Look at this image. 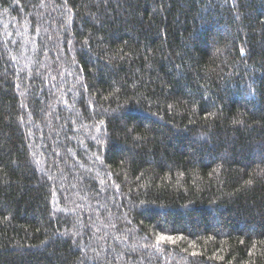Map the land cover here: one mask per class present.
I'll return each instance as SVG.
<instances>
[{"label": "trees", "instance_id": "1", "mask_svg": "<svg viewBox=\"0 0 264 264\" xmlns=\"http://www.w3.org/2000/svg\"><path fill=\"white\" fill-rule=\"evenodd\" d=\"M0 264H264V0H0Z\"/></svg>", "mask_w": 264, "mask_h": 264}, {"label": "snow or ice", "instance_id": "2", "mask_svg": "<svg viewBox=\"0 0 264 264\" xmlns=\"http://www.w3.org/2000/svg\"><path fill=\"white\" fill-rule=\"evenodd\" d=\"M217 51H220V49H217ZM241 52H243V50H241ZM127 118H135V114L134 113H129ZM102 123V122H101ZM93 139H96V137H93ZM99 143V141H98ZM96 159H99V157L97 156ZM103 183V181L101 182ZM106 207V206H105ZM176 237L171 236V235H164V234H160L156 237V245H160L161 242H167V243H175L176 241ZM145 244H148L149 247H151L152 245L147 241V239L145 238L144 240ZM132 251H135V249H132ZM192 255H197V253L193 252Z\"/></svg>", "mask_w": 264, "mask_h": 264}]
</instances>
